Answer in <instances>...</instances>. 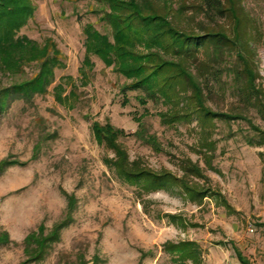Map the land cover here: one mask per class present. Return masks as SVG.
Wrapping results in <instances>:
<instances>
[{
    "label": "rangeland",
    "instance_id": "1",
    "mask_svg": "<svg viewBox=\"0 0 264 264\" xmlns=\"http://www.w3.org/2000/svg\"><path fill=\"white\" fill-rule=\"evenodd\" d=\"M174 1L189 5L190 25L209 23L192 8L198 0ZM33 3L34 14L17 36L39 47L52 39L64 65L56 68L45 92L26 97L3 89L34 77L39 62L10 67L0 55V100L5 104L0 115V163L5 164L0 234L8 232L11 239L0 243V264L27 261L26 235L41 224L49 233L63 221L60 240L28 264H241L233 245L251 264H264V143L258 142L259 133L245 120L218 119L209 138L216 145L206 149L196 120L163 124L155 113L165 106H144L137 99L140 91L123 92L130 80L98 56L85 63V24L105 31L96 0ZM243 3L253 19L258 82L264 86V0ZM232 103L217 96L209 105L228 111ZM147 108L154 114L144 116L140 127L136 117ZM249 116L264 130V119L255 110ZM94 122L121 130L117 142L127 161L143 169L183 176L185 159L198 162L206 178L195 181L211 192L197 202L176 187L143 190L120 175L112 162L118 157L96 136ZM142 128L155 135L156 144L136 134ZM184 240L199 245V262L183 261L165 248Z\"/></svg>",
    "mask_w": 264,
    "mask_h": 264
},
{
    "label": "trees",
    "instance_id": "2",
    "mask_svg": "<svg viewBox=\"0 0 264 264\" xmlns=\"http://www.w3.org/2000/svg\"><path fill=\"white\" fill-rule=\"evenodd\" d=\"M96 2L100 5L99 19L104 22L105 31L97 29L92 22L85 24L86 64L91 63L92 55L98 56L130 80L123 86V92L140 91L137 99L144 106L149 102L165 106L155 113L163 124L174 126L196 120L206 139L202 145L208 150L216 145L209 138L218 119L247 121L259 133L258 142L264 143V130L249 116V112L255 110L264 119V86L258 82L261 75L253 46L254 23L243 0H198L192 8L203 14L209 23L199 21L194 25L189 23L191 15H187L186 2L178 6L174 0ZM34 11L33 0H0V55L6 64L11 63L10 67L12 64L22 67L33 60L39 62L36 75L3 89L7 94L14 90L31 97L32 93L45 92L54 80L56 68L64 65L61 51L52 39L39 47L27 36H17ZM217 96L234 100L232 108L223 111L209 105ZM4 105L0 100V115ZM146 111L136 117L140 127L144 116L154 114L148 108ZM93 129L100 141L115 151L118 158L112 162L120 175L139 183L143 190L176 187L197 202H202L211 192L195 181L206 178L198 162L185 159L183 176H176L167 169H143L139 163L127 161L126 151L117 142L121 130L110 123L101 125L99 122L93 123ZM136 134L147 143H157L155 135H148L145 128ZM260 156L264 158V152H260ZM4 169L5 164L1 162L0 174ZM226 205L231 210L228 202ZM66 224V221L58 223L49 233L41 224L28 233L23 241L28 259L22 264L44 257L47 249L60 240ZM9 242V233L2 232L0 243ZM165 248L178 253L183 261L201 259L195 241L167 243ZM233 249L241 264H251L239 248L233 245Z\"/></svg>",
    "mask_w": 264,
    "mask_h": 264
}]
</instances>
